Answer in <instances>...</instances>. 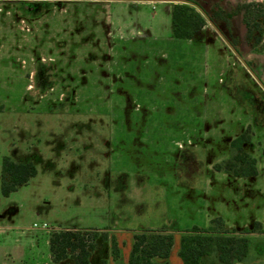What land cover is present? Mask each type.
I'll list each match as a JSON object with an SVG mask.
<instances>
[{"label": "rangeland", "instance_id": "rangeland-1", "mask_svg": "<svg viewBox=\"0 0 264 264\" xmlns=\"http://www.w3.org/2000/svg\"><path fill=\"white\" fill-rule=\"evenodd\" d=\"M222 3L197 1L207 25L203 37L212 43H182L176 50L158 43H109L105 28L114 20L84 1L0 0V43L8 37L11 50L10 63L0 62V154L16 151L37 169L7 201L19 206L14 227L33 235L43 223L105 227L131 237L155 223L139 215V203L147 205L159 194L152 186L161 185L170 214L163 226L179 232L207 227L198 212L219 213L226 229L253 230L249 262L236 264H264V24L249 34L237 17L244 15L243 5L224 11L228 19L234 15L228 25L210 20ZM215 33L223 43L215 44ZM36 55L45 62H31ZM231 77L235 96L225 91ZM122 87L130 93L119 99ZM233 97L245 99L254 118ZM131 101L138 111L127 109ZM137 118L150 125L119 123ZM217 119L246 123L250 130L247 151L258 176L247 188L239 183L250 194H230L223 186L227 180L212 168L227 142L246 130L215 125ZM122 186L127 189L118 190ZM173 237L170 264H182L180 234Z\"/></svg>", "mask_w": 264, "mask_h": 264}, {"label": "trees", "instance_id": "trees-1", "mask_svg": "<svg viewBox=\"0 0 264 264\" xmlns=\"http://www.w3.org/2000/svg\"><path fill=\"white\" fill-rule=\"evenodd\" d=\"M171 6V38L177 40L193 39L206 25L205 19L197 9L198 0H172ZM244 15L242 22L250 32H260L264 24V5L250 2L242 6ZM222 8L215 7L210 20H218L229 24L230 19ZM257 39L255 41L258 42ZM249 128L234 137L229 144L227 159L213 165L215 172H224L234 177L257 176L255 159L245 152L244 145L250 143ZM264 154V152H263ZM37 175V169L31 162H15L4 156L1 162L0 191L8 197L19 187L26 185ZM260 227L258 222L254 228ZM103 228H68L58 227L49 234V251L52 262L57 263L71 258L74 264H90V253L96 248L100 238L110 240V252L113 260L120 255L119 245L109 232ZM253 230H228L220 217L209 221L207 227L193 226L188 230L174 231L166 226L158 229H143L133 233V244L128 255L127 264H170L169 258L173 246L174 233L180 234L178 257L182 264H202L204 259H211L216 264H235L249 262V239ZM98 264H108L101 259Z\"/></svg>", "mask_w": 264, "mask_h": 264}, {"label": "crops", "instance_id": "crops-1", "mask_svg": "<svg viewBox=\"0 0 264 264\" xmlns=\"http://www.w3.org/2000/svg\"><path fill=\"white\" fill-rule=\"evenodd\" d=\"M70 1L72 2V0ZM79 1H84L89 4L97 5L96 6L97 9L101 11H105L111 17V19L114 20L115 22L114 25L111 22V20H109L110 24L107 25L106 28L104 27L106 30V40L109 43H112L113 41H118V42H122L123 44L130 42H136L135 44H137V42H139L142 43L143 46L147 45V47L151 44L158 43L160 45H164V46L166 45L167 47H171V48L175 47L176 50L180 45H182V43H186L188 45H194V46L196 45L198 47H203V48L207 47L208 43H212V41H209L208 39L203 37L207 25H205L203 29L193 39L177 40L171 38V22H170L171 6L173 3H175L172 0H88V1L79 0ZM249 1H253V0H223L221 6L224 11H227L234 5H244L247 4ZM256 1H259L264 5V0H256ZM237 17H240L239 19L240 21H242L243 13L240 12L239 16ZM30 30L32 29L29 26V32ZM7 39L5 40V42L3 41V44L0 43V48L2 47V49L0 50V52H2L0 62H4V64L6 62L10 63L9 60L11 58L10 45L8 44L10 42H7ZM239 39L240 42H242L241 36L239 37ZM219 40L222 41L215 33V44L218 43ZM36 57H30V61L45 62L44 57H40L38 55H36ZM21 62H23V60H21ZM8 69H10V66H8ZM102 75L106 76L107 74H102ZM130 75L132 80L138 79L136 74H130ZM231 80L232 77L229 79L225 91L229 95L235 96L237 94V88L235 87L234 83L231 82ZM128 89L129 88L122 87V89H120L121 91H118L117 94L121 96L119 99H123L126 93H130ZM242 92L243 91H240V94H243L245 96L246 91L243 93ZM233 98L234 99L232 101L234 102V105L238 104L241 110L244 111L249 118L251 117L254 118L252 115H250L249 110L246 107L248 103L245 102V99L243 98L237 99L236 97ZM139 108H140L139 105L136 104L135 102L133 103L131 101V103H128L127 109L138 111ZM123 109L125 108H122L121 110ZM146 121L147 120H142L137 118V119H131L129 121L121 120L119 121V123L122 126L144 127L150 125ZM229 124L232 126H244V128L247 127L246 123L243 125L242 124L239 125L233 122H225L224 124V122L219 119L215 121V125L218 126H223V125L228 126ZM239 134L241 133H238V135ZM232 139L233 138H231L227 142L228 145L227 151H225L224 156L220 158V161L227 159L229 155V144ZM250 144L251 143L244 145L243 149L245 150V152L251 155V153L247 151V147L250 146ZM4 156L6 155L0 154V182H1V162ZM7 157H10L13 161L18 163L21 162L33 163V161H31L28 156L25 155L21 156V154L19 153L17 154L16 151H14L13 154ZM215 174H217V177L219 178L221 177L222 179H224L225 182L227 180V184L223 186L225 187V190L227 189L230 194H234V193L239 194L240 192V194L245 195L246 193L248 194L251 193L250 191L246 192V190L243 189L244 187L247 188L245 186L246 182L251 179L255 180L256 177L258 176V171H257V176L245 177V178L234 177L224 172H215ZM32 179H30V181L26 185L19 187L15 192L11 193L8 197H4L0 191V264H74L71 258H67L57 263L52 262L51 254L49 251L50 232L58 227L95 228L98 230H102L105 227L96 228V227H82L78 225H68V226H57L55 228H49L45 223H43L46 225V229L39 230V233L34 235L31 234L30 232L26 233L25 231L19 230L17 227H14V223L19 219V208H18L19 206L17 205V203H15L12 207H10L8 206L7 201L13 200L12 196L19 193V191L22 188L26 187L31 182ZM239 183H241L243 188L239 185ZM216 184L217 183H215L214 185ZM141 187H144V185ZM125 189L127 188L123 189L122 186L118 190H125ZM151 189L153 193H155V191H158L159 194L155 193L152 196V198L147 201L148 202L147 205L141 202L139 203L142 205L139 211L140 213L139 215L140 216L145 215V217L147 218L150 216L149 218L152 220L154 218L156 224L153 222L154 224H150L148 225V227H144V229L161 228V226L163 227L165 222H168L170 220L169 219L170 214L167 211V206H166V203L168 201L166 202L165 199L167 198L168 194L166 195L165 189L161 185H153ZM167 189H170V187L167 186ZM189 190L192 193L194 191V189H189ZM213 190L215 191V186ZM187 195H188V189L185 197H187ZM203 196L204 199L209 198L207 197V195L203 194ZM192 197L195 198L198 196L193 194ZM243 198L245 197L243 196ZM215 201L221 203L224 201V198L219 197V195H215ZM197 216H199L200 218L203 217L202 220L203 222H209L211 219L215 218V216L220 217L221 215L219 213H217V215L215 214L210 215L207 212L203 213V210H201L200 212H198ZM112 235L115 237L117 243L119 244V251H120L119 258L117 260L112 259L110 252V240L104 241L99 238L96 241V248L90 253V257H89L90 264H98V262L101 259L107 260L108 264H127L128 255L133 244V234L130 237L127 233L123 231H116L115 229H112V231L109 232V237ZM174 239L175 238H173V246H174ZM39 244L43 245V249L38 246ZM172 248L170 251L169 258L167 259L169 263H171ZM178 250L179 247L177 249V253Z\"/></svg>", "mask_w": 264, "mask_h": 264}, {"label": "built area", "instance_id": "built-area-1", "mask_svg": "<svg viewBox=\"0 0 264 264\" xmlns=\"http://www.w3.org/2000/svg\"><path fill=\"white\" fill-rule=\"evenodd\" d=\"M33 228H38V226L36 224L33 225ZM40 229H46V225L45 224H42L40 226Z\"/></svg>", "mask_w": 264, "mask_h": 264}]
</instances>
